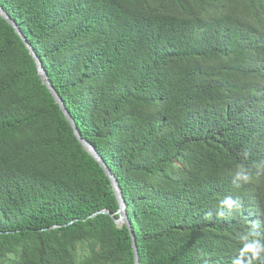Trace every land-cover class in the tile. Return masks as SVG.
<instances>
[{
	"label": "trees",
	"instance_id": "16d2710c",
	"mask_svg": "<svg viewBox=\"0 0 264 264\" xmlns=\"http://www.w3.org/2000/svg\"><path fill=\"white\" fill-rule=\"evenodd\" d=\"M0 7L117 180L138 264H232L237 233L264 231V175L231 176L264 160V0ZM100 210L117 211L109 180L0 18V264H134Z\"/></svg>",
	"mask_w": 264,
	"mask_h": 264
},
{
	"label": "water",
	"instance_id": "95a60500",
	"mask_svg": "<svg viewBox=\"0 0 264 264\" xmlns=\"http://www.w3.org/2000/svg\"><path fill=\"white\" fill-rule=\"evenodd\" d=\"M0 18L2 20H4L13 29L14 33L21 40V42L23 43L24 47L26 48L29 56L32 58V60L34 62L37 75H38L42 85L45 86V88L47 89L49 94L52 96L54 102L57 104L59 110L61 111V113L64 117V119L69 124V126L73 132L74 137L76 138V140L78 141V143L80 144L82 149L98 164V166L102 169L104 175L109 180V184H110L112 193H113L114 198H115L116 203H117V211L114 214H112L108 210H100V211L93 213L90 216V218H93L97 215H106L112 219L113 223L117 227H125L129 233L130 240H131V247H132V251H133L134 264H138V256H137V250H136V245H135V239H134V236L131 232L130 223L128 221V218H127V215L125 212V203H124V200L122 198L121 189L119 187L117 180L111 174L110 170L105 165V163L103 162V160L101 159L99 154L95 151L93 146L80 136V134H79V132H78V130L74 124V121L72 120L71 116L69 115V112L66 110L62 100L57 95V93L53 89L52 85L49 83L47 75H46V73H45V71L41 65L39 58L37 57V55L33 51L31 45L27 42L26 38L22 35L20 30L16 26L15 22L9 17V15L1 7H0Z\"/></svg>",
	"mask_w": 264,
	"mask_h": 264
},
{
	"label": "clouds",
	"instance_id": "9594fccd",
	"mask_svg": "<svg viewBox=\"0 0 264 264\" xmlns=\"http://www.w3.org/2000/svg\"><path fill=\"white\" fill-rule=\"evenodd\" d=\"M250 155V152L246 150L240 153V156L245 161L249 159ZM253 170H255L256 178L264 175V160L253 162L250 167L243 163L238 164L231 174L233 186L241 188L253 183ZM238 208L239 205L236 201L232 200L231 197H225L220 203L221 211L218 212V215L221 217L225 215L223 209L231 212ZM237 239L242 247L232 264H264V231L260 229L258 223L253 224L244 231L238 232Z\"/></svg>",
	"mask_w": 264,
	"mask_h": 264
}]
</instances>
